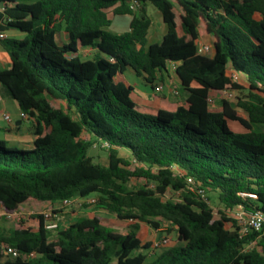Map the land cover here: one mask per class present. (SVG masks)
<instances>
[{
  "label": "trees",
  "instance_id": "trees-1",
  "mask_svg": "<svg viewBox=\"0 0 264 264\" xmlns=\"http://www.w3.org/2000/svg\"><path fill=\"white\" fill-rule=\"evenodd\" d=\"M150 5L167 26L152 43ZM116 16L131 17L128 30L108 29ZM10 29L25 35L0 38L11 61L0 79L36 138L31 148L0 139V264H264V233L241 237L211 204L264 211V0H0V32ZM208 38L213 53H199ZM170 65L180 81L173 96L155 90ZM127 68L152 86L157 106L137 103L133 86L117 80ZM231 89L247 90L236 103L246 116L225 98L212 109L211 93ZM95 145L106 162L90 153ZM76 197L131 220L128 231L98 215L55 230L42 214L37 227L1 222L32 203ZM164 221L176 239L152 254L140 222Z\"/></svg>",
  "mask_w": 264,
  "mask_h": 264
},
{
  "label": "crops",
  "instance_id": "crops-1",
  "mask_svg": "<svg viewBox=\"0 0 264 264\" xmlns=\"http://www.w3.org/2000/svg\"><path fill=\"white\" fill-rule=\"evenodd\" d=\"M150 14L152 16V24L149 28L148 39H149V43H152L162 39V37L167 31V26L163 20L160 11H157L158 18L154 16L155 12ZM122 17H128L129 22H127V24L124 23L122 26H119L118 28H121L123 31H125L128 30L130 27L131 17L130 16H122ZM6 34L9 37H15V38H22L25 35L22 31L17 29L7 30ZM59 38L64 42L68 41V37L65 32H61L59 34ZM209 40L211 39L209 38L201 39L200 43H209ZM93 53H94V49L91 47H81L79 50V54L81 55H92ZM10 64L11 61L9 55L0 41L1 69L8 68ZM168 70L169 73L166 72L163 82L159 81L158 84L163 83L165 94H167L168 96H173L174 95L173 90L178 89V87L180 86V81L177 78L174 72V67L172 65L169 66ZM133 73L136 74L132 68H127L123 73L118 74L117 80H123L124 78H127V74H133ZM135 90H137L140 93L139 98L142 100L143 105L157 106L159 104V98L156 92L153 90L152 86L145 84V88H142V90L134 88L132 96ZM0 109L3 112L9 113L11 116L10 120H6L2 115H0V139L4 140L9 146L21 147V148L33 147L36 135L34 134L32 128V119H30L26 115H23V111L20 108L19 103L17 102L16 99H14L10 95V93L4 86L0 88ZM49 209H57L62 211L60 212V218L62 224H69L71 222H74L81 216L98 215L102 217L103 221L106 224L114 227L115 229H117L116 227H122L124 229V232L118 229L117 230L122 233H126L132 223L131 220H121L117 218L115 215L107 212L106 210L98 208L94 204L89 203L87 208L85 207L72 208V207H68L67 205H63L62 203L51 202V201H40L28 205L23 209V211H21L23 213L22 220L25 222L27 226L30 225L33 227H37L39 224L38 214H42L44 211ZM13 221H14L13 219H8V218L1 219L2 223L5 224L7 223V225L9 226ZM172 228L175 229L173 225H171L169 222L166 221L162 222L160 228H153L147 223L140 222L139 231L143 229L142 230L143 233H146L147 230L149 231V233L148 236L146 237L140 236L139 231L138 234L139 237L144 242L153 241L156 239L158 240L159 237L163 235L166 229H172Z\"/></svg>",
  "mask_w": 264,
  "mask_h": 264
},
{
  "label": "built area",
  "instance_id": "built-area-1",
  "mask_svg": "<svg viewBox=\"0 0 264 264\" xmlns=\"http://www.w3.org/2000/svg\"><path fill=\"white\" fill-rule=\"evenodd\" d=\"M7 34L5 32H0V38L6 37ZM198 51L199 53L203 54H211L213 51V45L210 43H200L198 46ZM0 71H1V66H0ZM229 75L234 79V80H239L241 76L238 73L235 72H229ZM3 86L2 81L0 79V88ZM155 90L157 92L163 91L164 90V84L159 83L156 87ZM222 92H228V90H224ZM174 94L178 93V90H173ZM230 93V92H229ZM232 95V93H230ZM0 115H2L6 120H10L11 116L9 113L3 112L0 109ZM23 115L24 112H23ZM188 184L189 188L191 191H193L196 194H199L201 196H205V189L201 185L200 182H198L194 177L189 176L188 177ZM84 203H90L94 204L95 199L94 198H72V199H64L62 201L63 205H71L75 204L77 207H82ZM8 219H13L16 222H22L23 220V213L21 211L13 212V213H7L5 214ZM44 217V222L45 226L47 229L50 230H55L60 227V222H59V213L56 212L54 209H49L46 210L42 213ZM233 218L236 220V225L238 226V233L240 234L241 237H247L251 234H263L264 233V211L262 210H248L242 206H237L234 209L233 212ZM170 242L169 237H164L162 240L157 241L154 245L155 247H160V246H165L168 245ZM252 243H255L253 241ZM2 251L5 254L12 255V256H18L20 253L19 251L9 245H2Z\"/></svg>",
  "mask_w": 264,
  "mask_h": 264
},
{
  "label": "rangeland",
  "instance_id": "rangeland-1",
  "mask_svg": "<svg viewBox=\"0 0 264 264\" xmlns=\"http://www.w3.org/2000/svg\"><path fill=\"white\" fill-rule=\"evenodd\" d=\"M149 11H150V13H154L155 12L154 16L158 18L157 11H159V10L155 6L150 5ZM127 22H129L128 21V17L116 16L114 18L113 25L111 27H109L108 29L111 32L120 33L123 30L121 28H118V27L122 26L124 23L127 24ZM209 43L213 45L212 40H209ZM212 53H213V51L211 52V54ZM122 81L125 82L126 84H131L133 86V88H135V89H141L142 90V88H145V84H144L145 82H144L143 78L137 76L134 73L133 74H127V78H124ZM238 82H239L240 85H242L244 87H248L249 86L248 82L243 77H241ZM229 92L232 93V95ZM246 92H247V90H245V89H243V90L231 89V90H228V92L213 91L211 93V107L214 110H220L221 109V100L225 98V99H229L230 101H232L233 105L235 106V108H237L236 107V103L238 102V97L243 96ZM139 96H140V93L137 90H135L132 98L137 103L142 104L143 102L139 98ZM237 110H238V113L240 115L246 116V114H245V112L243 110H241L240 108H237ZM229 126L236 132H242L244 130L243 126L237 121L229 120ZM18 148H21V147H18ZM90 153L95 157L96 161H101V162H106L107 161V152H106L105 149L101 148L99 145L93 146L90 149ZM179 195H180V192H175L173 194H171V193L168 194V196H172V197H174L176 199L179 198ZM211 204H212V206L215 209L216 216H219V209H221V210H224L227 213L228 216L233 217V212H234L235 208L234 209H225V207L223 205H221L218 202L217 198H215V197L212 198ZM67 206L68 207H72V208L77 207L75 204H71V205H67ZM87 206L83 205L81 208H83V207L87 208ZM2 218L3 219H7L6 216L5 217L3 216ZM59 222L61 223L60 213H59ZM17 223H19V222H17ZM116 228L118 230L124 232V229L122 227H116ZM142 230L139 231L140 236H143V237L148 236L149 231L147 230L146 233H143ZM164 237H169L170 238V242L168 244L174 243V240L176 239V233H175L174 228H172V230L166 229L164 231L163 235L160 236L158 240L157 239L156 240L152 239L153 240L152 241V243H153L152 251H151L152 254L156 250V247H155L154 244L157 241L162 240ZM160 247H163V245L160 246Z\"/></svg>",
  "mask_w": 264,
  "mask_h": 264
}]
</instances>
